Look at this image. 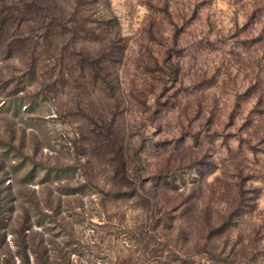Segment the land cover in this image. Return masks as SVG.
<instances>
[{
    "label": "rangeland",
    "instance_id": "374dc122",
    "mask_svg": "<svg viewBox=\"0 0 264 264\" xmlns=\"http://www.w3.org/2000/svg\"><path fill=\"white\" fill-rule=\"evenodd\" d=\"M0 8V264H264V0Z\"/></svg>",
    "mask_w": 264,
    "mask_h": 264
},
{
    "label": "trees",
    "instance_id": "16d2710c",
    "mask_svg": "<svg viewBox=\"0 0 264 264\" xmlns=\"http://www.w3.org/2000/svg\"><path fill=\"white\" fill-rule=\"evenodd\" d=\"M0 2H3V0H0ZM33 2V1H32ZM30 3V5L28 4H22L24 11L28 10V6H32L35 5V3ZM7 11L8 10H4ZM2 12V8H0V13ZM114 19H110V21H113ZM3 25H0V27ZM49 35V30L48 28L45 29L43 38L47 39V36ZM1 45V44H0ZM67 47L62 46L59 49V65H58V69H57V75L60 77L61 81L64 83L65 78V70L67 75H73L71 69L72 67H69L68 64L72 61H74V56L79 55L80 58L77 60V66L79 68V70H81V72H83L85 70V68L90 69V71H88V74L91 76V78L93 80H96L98 78V76H100V73H98V65H97V60H91L88 61L86 60V54L84 53L83 50H80L77 53H73V52H67ZM88 58V57H87ZM67 59V63H65V60ZM99 137V136H98ZM106 138V137H105ZM100 140V137L97 138L95 141ZM2 199V198H1ZM2 206L0 205V222L5 221L2 217L4 213V211H2L3 209L1 208ZM2 214V215H1ZM24 216H22L21 221L19 220H15L14 223H12V234L14 235V245L16 247V251H15V255L20 259V263L21 264H29V258H28V251H30L32 254H35L37 252V243H35L33 240L31 241V243H28L27 238H28V234L26 233L27 230L29 231L31 229V222L27 219V218H23ZM11 224V223H10ZM16 224V225H13ZM15 227V228H14ZM30 244V245H29ZM7 262L5 261V264Z\"/></svg>",
    "mask_w": 264,
    "mask_h": 264
}]
</instances>
